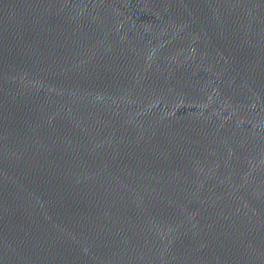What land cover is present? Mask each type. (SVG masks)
Segmentation results:
<instances>
[{
	"label": "water",
	"instance_id": "obj_1",
	"mask_svg": "<svg viewBox=\"0 0 264 264\" xmlns=\"http://www.w3.org/2000/svg\"><path fill=\"white\" fill-rule=\"evenodd\" d=\"M0 264H264V0H0Z\"/></svg>",
	"mask_w": 264,
	"mask_h": 264
}]
</instances>
